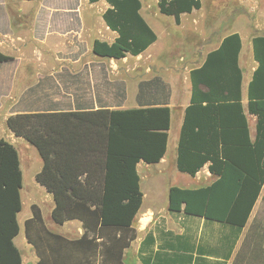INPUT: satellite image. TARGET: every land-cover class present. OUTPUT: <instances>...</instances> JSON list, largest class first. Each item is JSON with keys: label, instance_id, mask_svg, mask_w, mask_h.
Instances as JSON below:
<instances>
[{"label": "trees", "instance_id": "16d2710c", "mask_svg": "<svg viewBox=\"0 0 264 264\" xmlns=\"http://www.w3.org/2000/svg\"><path fill=\"white\" fill-rule=\"evenodd\" d=\"M106 1L110 7L103 19L118 36L110 44L95 40L94 54L116 59L135 56L156 40L139 13L140 0ZM220 3L215 7L233 8L235 17L246 13L238 0ZM157 6L178 23L181 13L201 7V1L159 0ZM251 42L257 66L247 86V110L256 116L254 139L241 99L237 63L241 40L238 33H231L201 67L190 71L191 97L177 149L180 171L194 175L209 162L216 179L198 188L168 189L170 212L238 230L246 225L264 186V35L254 36ZM10 59L0 52V62ZM210 61L219 65L210 68ZM206 114H213V121H204ZM5 122L41 157L35 180L52 195V220L58 225L78 220L82 228L74 239L53 232L44 224L39 206L31 204L24 233L38 256L36 264H126L124 251L136 237L134 223L143 199L137 163H156L164 155L170 108L23 112L9 115ZM21 187L18 151L1 138L0 264L22 262L14 243ZM233 264H264V228L251 224Z\"/></svg>", "mask_w": 264, "mask_h": 264}, {"label": "crops", "instance_id": "0c3cea01", "mask_svg": "<svg viewBox=\"0 0 264 264\" xmlns=\"http://www.w3.org/2000/svg\"><path fill=\"white\" fill-rule=\"evenodd\" d=\"M158 1L140 0L139 9L156 40L138 55L116 59L92 52L95 40L110 44L118 36L103 19L104 11L110 7L106 0H0V52L11 57L0 62V139L9 141L18 151L20 195L28 191L26 196L30 197L34 191L45 199L46 205L43 201L31 204L39 206L46 227L74 239L82 233L80 222L69 220L58 225L52 220V195L35 180L42 166L41 157L34 146L8 129L7 117L23 112L168 106L170 125L164 155L156 163H137L143 199L134 223L136 237L125 249L124 261L233 264L249 219L238 230L203 217L170 212L168 189L198 188L216 179L208 169L209 162L194 175L180 171L177 149L185 108L190 103V71L201 67L207 55L231 33H238L241 40L237 57L241 99L249 135L254 139L256 116L247 110V86L257 66L251 41L256 35H264V0H238L246 13L237 17L233 8L213 7L218 0H200L201 7L181 13L178 23L173 16L159 12ZM232 1L227 0L228 5ZM209 65L213 68L219 63L210 61ZM200 88L206 90L203 85ZM213 118V114H206L203 120ZM263 192L264 186L261 198ZM30 206L23 219L18 217L19 233L14 238L21 264L38 261L24 233V221L32 215ZM60 228L75 234L68 236ZM21 231L22 247L16 242ZM128 250L132 252L129 261L125 259Z\"/></svg>", "mask_w": 264, "mask_h": 264}, {"label": "rangeland", "instance_id": "374dc122", "mask_svg": "<svg viewBox=\"0 0 264 264\" xmlns=\"http://www.w3.org/2000/svg\"><path fill=\"white\" fill-rule=\"evenodd\" d=\"M218 1L216 2V4H220V2L222 0H218ZM215 5H213V7H215ZM23 162H24V159H23ZM35 163H36V159L34 158L33 165H35ZM24 189H26V188H24ZM27 192L28 191H26V192L23 191V194L21 196L22 208H21V211H20V213L18 215L19 220L24 218V216H25V210L27 208H29V206H30L31 203H33V202L36 203V202H42L43 201L44 202L43 204H45V205L47 204V202H45V199H42L40 197H37V194L34 191L31 192L32 193L31 194L32 196H30V197L26 196ZM138 216L135 219V224L137 223ZM252 223H254L255 227H257V228H259V227L264 228V202L262 201L261 196H259V198H258V200H257L256 204L254 205V208H253V210L251 212V215L249 217V222H248V225H247L248 229H249V227L251 226ZM21 228H23V223L21 224ZM70 228H71V225H70ZM60 230L64 234H66L68 236H73L75 234V232H71L72 230L71 231H68V229H66V228H60ZM22 235H23V231H21V234L16 239V242H17V244L19 246H21L20 239H21V237H23ZM22 251H23V253H27V251H25L24 249H22ZM126 254H127V257L125 259L127 261L131 260L132 259V255H131L132 252H131V250H128Z\"/></svg>", "mask_w": 264, "mask_h": 264}]
</instances>
